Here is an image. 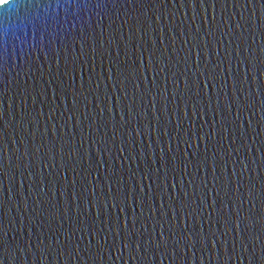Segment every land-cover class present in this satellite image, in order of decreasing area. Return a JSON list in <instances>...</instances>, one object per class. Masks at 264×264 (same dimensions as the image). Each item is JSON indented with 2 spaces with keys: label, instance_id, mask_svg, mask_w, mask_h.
Returning <instances> with one entry per match:
<instances>
[{
  "label": "water",
  "instance_id": "95a60500",
  "mask_svg": "<svg viewBox=\"0 0 264 264\" xmlns=\"http://www.w3.org/2000/svg\"><path fill=\"white\" fill-rule=\"evenodd\" d=\"M0 264H264V0H0Z\"/></svg>",
  "mask_w": 264,
  "mask_h": 264
}]
</instances>
